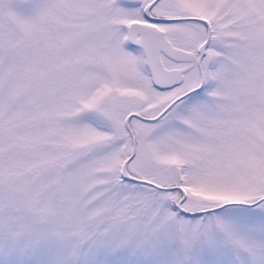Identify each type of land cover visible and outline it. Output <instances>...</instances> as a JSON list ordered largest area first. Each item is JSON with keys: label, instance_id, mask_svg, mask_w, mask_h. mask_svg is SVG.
I'll return each instance as SVG.
<instances>
[{"label": "snow or ice", "instance_id": "6c2138e0", "mask_svg": "<svg viewBox=\"0 0 264 264\" xmlns=\"http://www.w3.org/2000/svg\"><path fill=\"white\" fill-rule=\"evenodd\" d=\"M0 264H264V0H0Z\"/></svg>", "mask_w": 264, "mask_h": 264}]
</instances>
